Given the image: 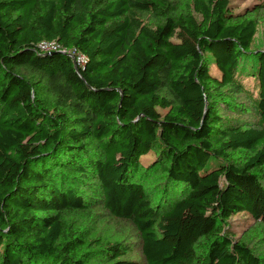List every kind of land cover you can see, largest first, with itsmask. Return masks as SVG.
Here are the masks:
<instances>
[{"label": "trees", "instance_id": "obj_1", "mask_svg": "<svg viewBox=\"0 0 264 264\" xmlns=\"http://www.w3.org/2000/svg\"><path fill=\"white\" fill-rule=\"evenodd\" d=\"M257 1L0 0V264H138L75 216L131 225L144 264H264Z\"/></svg>", "mask_w": 264, "mask_h": 264}, {"label": "rangeland", "instance_id": "obj_2", "mask_svg": "<svg viewBox=\"0 0 264 264\" xmlns=\"http://www.w3.org/2000/svg\"><path fill=\"white\" fill-rule=\"evenodd\" d=\"M258 4H260V2L257 0H231V5L236 14L244 13L246 10L252 9ZM257 18L260 20V24L252 47V49L255 51L264 49V10L259 16H257ZM243 83L247 89L253 92L255 96L257 95V83L254 79L244 78ZM237 99L240 104H246V101L243 97H238ZM246 117L247 116L244 115L241 118ZM248 118H250V122L254 121V116L251 115L248 116ZM158 154V150L151 152L149 155L141 159V163L145 166L150 165L156 160ZM163 186H166V181L165 179H160L158 180V184L153 189H157V191L160 192L161 189H163ZM96 213L101 212L97 211ZM101 214L104 215L103 213ZM71 221L78 228H81L85 231L93 232L96 230V233L94 234L95 238L102 239L108 243L119 242L123 244L127 250L130 251L128 255L130 260H134L138 262V264H144L140 253L139 235L131 225L109 219L105 216H101L100 220H97L98 223L96 226H91L94 225L92 223L95 220L89 223L82 216H75L71 218ZM228 226L235 235L236 239H240L246 235L245 231L253 226V222L249 217H247V215L240 214L232 218L231 221H229ZM245 241L255 253V255L264 257V227H260L257 233L252 234L249 239Z\"/></svg>", "mask_w": 264, "mask_h": 264}, {"label": "built area", "instance_id": "obj_3", "mask_svg": "<svg viewBox=\"0 0 264 264\" xmlns=\"http://www.w3.org/2000/svg\"><path fill=\"white\" fill-rule=\"evenodd\" d=\"M39 49L44 53L49 52H60L63 54H68L75 63L77 67H83L86 64V58L84 55L79 53L77 50H64L56 43H41Z\"/></svg>", "mask_w": 264, "mask_h": 264}]
</instances>
